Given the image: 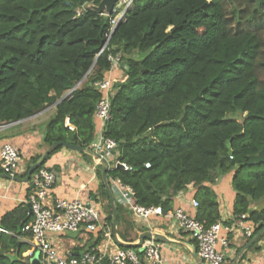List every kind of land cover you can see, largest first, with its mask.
<instances>
[{
  "label": "trees",
  "instance_id": "16d2710c",
  "mask_svg": "<svg viewBox=\"0 0 264 264\" xmlns=\"http://www.w3.org/2000/svg\"><path fill=\"white\" fill-rule=\"evenodd\" d=\"M101 1L0 0V125L55 104L44 141L60 145L40 167L64 144L89 149L103 96L96 83L111 70L109 55L121 54L125 79L114 84L104 135L132 169L114 164L106 180L99 169L106 220L113 224L108 188L119 177L139 205L164 212L193 185L196 218L210 227L221 219L213 186L234 172V215L259 232L264 160L251 157L264 154V0H134L112 34L115 13L96 10ZM28 203L0 221L8 231H0V264H29L31 246L20 239L32 219ZM115 209L117 226L125 221L118 240L144 233L127 219L129 208ZM89 234L91 246L102 241Z\"/></svg>",
  "mask_w": 264,
  "mask_h": 264
},
{
  "label": "built area",
  "instance_id": "2783aa9c",
  "mask_svg": "<svg viewBox=\"0 0 264 264\" xmlns=\"http://www.w3.org/2000/svg\"><path fill=\"white\" fill-rule=\"evenodd\" d=\"M133 3L134 0H119L116 3L113 9L115 17L112 21L111 34L117 23L124 20L127 10L133 6ZM109 59L112 62L111 70L126 68L122 63L121 54L109 55ZM115 82L105 78L96 83L97 88L103 93L96 109V117L102 122L103 130L88 149L98 157V160L106 162L108 167L109 154L116 152L117 148V142L104 135L105 126L111 119V95ZM66 125L74 130L69 119ZM21 161L22 154L19 148L10 142L4 143L0 150L2 170L14 176ZM118 164H121L125 170L132 169L125 162L116 161L115 166ZM146 167H150V163H147ZM31 180L34 186L29 196L32 219L23 227V232L28 234V240L32 244L31 255L39 252L42 264H162L160 247L155 236L144 240L138 247H117L113 224L100 215L94 204L81 198L72 200L56 198L51 202V192L56 184L57 175L47 166L35 170ZM110 188L114 194V203L117 201L116 194H118L120 204L129 208L137 220L149 221L153 216L174 219L177 227L188 233L195 241L198 257L203 264H227L226 253L219 248V245L227 248L230 242L229 235L237 228H244L248 236L254 233L251 226L244 224L247 220L245 214L236 217L234 224H227L220 219L210 227H206L197 220L195 213L192 214L183 207L164 212L161 205L150 207L139 205L136 202V192L133 187L124 183L119 177L111 179ZM191 205L196 212L199 201L192 198ZM83 230L96 235L101 233L102 241L97 246L90 244L78 254L71 250L62 254L49 237L51 233H79ZM0 231L8 233L2 227ZM111 244H114L116 249L110 252Z\"/></svg>",
  "mask_w": 264,
  "mask_h": 264
},
{
  "label": "crops",
  "instance_id": "0c3cea01",
  "mask_svg": "<svg viewBox=\"0 0 264 264\" xmlns=\"http://www.w3.org/2000/svg\"><path fill=\"white\" fill-rule=\"evenodd\" d=\"M106 78L116 82L123 81L125 74L121 68H115L106 73ZM55 112L56 106L52 104L28 118L0 126V150L4 143L10 142L16 145L22 154V161L14 176L5 173L0 167V221L5 214L21 204L28 203L34 186L31 178L26 180L27 174L31 166L37 163L36 161L39 162L50 148L44 141V125ZM102 130V122L98 120L96 137ZM116 156V152L109 154V167L117 161ZM46 166L57 175L56 184L51 192V202L56 198L71 200L81 198L94 205L101 204L103 206L104 203H108L100 190L101 179L98 175L99 169L101 170L103 167L105 169L107 163L98 160V157L90 150L64 147L49 158ZM233 175L234 172L225 175L213 186L220 203L221 219L227 224H234L236 220L233 209L235 200V191L232 186ZM195 192L193 185L186 191L180 192L174 199L173 209L183 207L194 214L195 209L191 205V200L195 198ZM260 206H264V202ZM108 211V208L104 210V217L108 215ZM130 214L129 220L135 227L142 228L145 230L144 233L153 232L156 234L162 264H203L199 257H195V253H197L195 241L188 233L177 227L174 219L153 216L149 221H142L137 220L133 213ZM124 222L121 219L117 229H123ZM244 224L252 227L254 230L252 236L246 235L244 228H237L229 235L230 242L227 248L219 245V248L226 253L227 264H264V227L256 232L257 226L253 221L247 219ZM130 233L132 236L129 237L130 242L121 239L120 241L139 244L141 236L137 237L134 231ZM49 237L62 254L70 250L78 254L92 244L91 234L86 230L79 233H51ZM20 239L28 241L31 246L23 255L25 261L32 264L31 260L36 252L31 255L32 244L28 240V236H22ZM116 245L121 247L118 243ZM114 249L116 246L111 244L110 252ZM39 259L42 264L41 257Z\"/></svg>",
  "mask_w": 264,
  "mask_h": 264
},
{
  "label": "water",
  "instance_id": "95a60500",
  "mask_svg": "<svg viewBox=\"0 0 264 264\" xmlns=\"http://www.w3.org/2000/svg\"><path fill=\"white\" fill-rule=\"evenodd\" d=\"M118 1L119 0H102L98 5H94V6L92 5V6L96 10H98L100 12H103L105 14H111L113 12V9H114L116 3ZM88 6H90V4ZM118 24H119V22L115 26L114 30L116 29V27L118 26ZM114 30H113V32H114ZM81 82L82 81H80L77 85L79 86L81 84ZM59 145L60 144L57 143L54 146L50 147L49 150H48V152L43 156V158L39 162H37V163H35V164H33L31 166V168H30V170H29V172L27 174L26 180H30L31 175L34 173V171L37 170L40 166H42L45 163V161H46L47 157L50 155V153H52L55 150V148L57 146H59ZM64 146L67 147V148H74V146H72L70 144H64ZM77 148L82 149L80 147H77ZM251 160H264V154L261 153V154H258L256 156H252L251 157ZM118 167H122V165L121 164H118ZM107 169H108V165L105 167V170L103 172V178H104V180L107 179L106 178V170ZM108 192H109V195H110L111 206H112V209H113L114 236H115L118 244H120L122 246H127V247H129V246L138 247V246H140L144 242V240L149 239V238H152L153 236L156 237V234H154L153 232H145V233H143L141 235V240H140V243L139 244L125 243V242H122V241L118 240V238H117V218H116V209H115V203H114V194H113V191H112L111 188H108ZM29 208H30V214H32V208H31V204L30 203H29ZM4 255H5V253L0 248V257H2ZM195 257L196 258L198 257V254L197 253H195ZM39 258H40V253L39 252H36L35 255H34V257H33V259L31 260V263L32 264H41V261H40Z\"/></svg>",
  "mask_w": 264,
  "mask_h": 264
},
{
  "label": "rangeland",
  "instance_id": "374dc122",
  "mask_svg": "<svg viewBox=\"0 0 264 264\" xmlns=\"http://www.w3.org/2000/svg\"><path fill=\"white\" fill-rule=\"evenodd\" d=\"M114 165V164H113ZM105 197V196H104ZM105 199H107L106 197H105ZM116 205L117 206H119V205H121L120 204V201H119V195L118 194H116ZM95 207H96V209L99 211V213H100V215L101 216H104L105 215V212H104V210H107V208L109 209V206H108V203H104V205L102 206L101 204L99 205V204H95ZM128 215H127V219H128ZM209 264V263H208Z\"/></svg>",
  "mask_w": 264,
  "mask_h": 264
}]
</instances>
